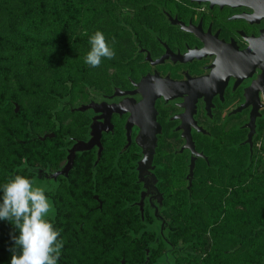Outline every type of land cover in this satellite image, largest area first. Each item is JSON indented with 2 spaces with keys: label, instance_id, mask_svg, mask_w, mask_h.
<instances>
[{
  "label": "trees",
  "instance_id": "trees-1",
  "mask_svg": "<svg viewBox=\"0 0 264 264\" xmlns=\"http://www.w3.org/2000/svg\"><path fill=\"white\" fill-rule=\"evenodd\" d=\"M143 1L0 0V194L16 174L33 180L37 169L61 167L83 135L86 119L75 107L138 67L128 59L136 49L128 23L143 16L123 8ZM97 30L115 56L93 68L84 58ZM248 154L242 186L168 189L157 218L134 202L139 191L121 169L107 172L112 164L103 157L94 163L90 152H78L46 191L54 208L48 218L64 241L58 264H264V179H255ZM12 235L19 233L0 220V264L11 262Z\"/></svg>",
  "mask_w": 264,
  "mask_h": 264
},
{
  "label": "flooded vegetation",
  "instance_id": "flooded-vegetation-1",
  "mask_svg": "<svg viewBox=\"0 0 264 264\" xmlns=\"http://www.w3.org/2000/svg\"><path fill=\"white\" fill-rule=\"evenodd\" d=\"M140 6L123 8L131 16L137 11L143 16L141 22L128 23L136 46L128 59L138 67L111 92L80 104L104 103L99 109L79 110L86 119L83 135L66 148L63 165L38 170L56 182L67 175L78 152H90L94 163L103 157L112 164L103 169H121L120 177L139 191L134 202L139 205L143 193V207L160 218L158 207L168 189L242 186L246 150L248 161L254 155L255 179H264V0H145ZM116 89L121 92L114 94ZM144 95L153 98L159 128L152 132V159L139 164L144 146L136 138L142 134L147 146L153 110L130 104L108 112L106 106L124 99L138 103ZM252 115L254 131L248 141ZM92 124L99 131L100 154L98 144L77 150L68 172L57 174L71 146L92 137ZM119 161L135 165L121 167Z\"/></svg>",
  "mask_w": 264,
  "mask_h": 264
},
{
  "label": "clouds",
  "instance_id": "clouds-1",
  "mask_svg": "<svg viewBox=\"0 0 264 264\" xmlns=\"http://www.w3.org/2000/svg\"><path fill=\"white\" fill-rule=\"evenodd\" d=\"M89 44L84 58L89 66L96 68L103 59L114 58V48L102 31H95ZM52 207L46 189L24 175L16 174L3 184L0 220L10 222L19 233L11 237L10 264H58L64 241L48 218Z\"/></svg>",
  "mask_w": 264,
  "mask_h": 264
},
{
  "label": "water",
  "instance_id": "water-1",
  "mask_svg": "<svg viewBox=\"0 0 264 264\" xmlns=\"http://www.w3.org/2000/svg\"><path fill=\"white\" fill-rule=\"evenodd\" d=\"M140 84V83H139ZM120 90L116 89L114 94H117L119 93ZM121 92V91H120ZM152 103H153V98H149L147 96L144 95V98L141 99L138 103H135L134 100L132 99H129V100H122L116 104H110V105H107L106 106V109L108 110V112H111V111H122L125 109L126 105H132V109L134 108V106L144 110L145 108L144 107H147L149 110H153L152 111V114L150 115V117L148 118V123H150L152 129L151 130H148V132L150 133L151 132V139L148 140V143H147V146L145 147L143 141L141 140V136L142 134H139L136 138V142L139 144V145H142L144 146V156L143 158L140 160L139 164L143 163V162H146V161H150L152 159V156H153V152H154V147H155V144H156V137L153 133L152 135V132L155 131V126L157 125L155 122H154V107L152 106ZM103 102L100 103V104H97V103H94L93 101H91L90 103L88 104H84V105H80L78 106L76 109L78 110H85L87 108H90V107H94L95 109H99V108H102L103 107ZM15 105V109L14 111L17 112L18 109H19V106L18 104L15 102L14 103ZM142 107V108H141ZM146 108V109H147ZM258 114L257 112V109H255V117L256 115ZM253 115L251 116V120L250 122L248 123V125L250 126L251 130L249 131L248 133V138L247 140L250 141L251 140V135L254 131V118ZM159 128V126L157 125V129ZM91 134H92V137L87 141V142H80V141H77L75 144H73L71 146V148L69 149V153L67 155V163L65 164L64 168L60 171L57 172L58 173H67L69 168L72 166V160H73V157H74V154H75V151L77 150H87V149H90L94 144H98L99 145V153L98 155L100 154V150H101V144L99 142V131H98V128L94 126V124H92V131H91ZM54 136V133L51 132V133H45L43 135H40L38 136L39 139L41 140H44L46 137H53ZM129 144V141L126 143V146ZM97 198V196H95ZM143 198H144V195L143 193L141 194V198H140V201H139V207H140V210L142 211L143 210ZM99 206H101V202H99Z\"/></svg>",
  "mask_w": 264,
  "mask_h": 264
},
{
  "label": "rangeland",
  "instance_id": "rangeland-1",
  "mask_svg": "<svg viewBox=\"0 0 264 264\" xmlns=\"http://www.w3.org/2000/svg\"><path fill=\"white\" fill-rule=\"evenodd\" d=\"M33 181L34 183L37 185V186H41V187H44L47 190H51L55 187L56 185V182L52 179V178H47L45 177L44 175L40 174L39 170L37 169L35 171V174H34V178H33ZM2 195V194H0ZM47 195V194H46ZM48 196V195H47ZM49 200H50V197L48 196ZM51 202V200H50ZM52 203V202H51ZM53 206V205H52ZM54 213V208L52 207V211L51 213L49 214V216H52Z\"/></svg>",
  "mask_w": 264,
  "mask_h": 264
}]
</instances>
